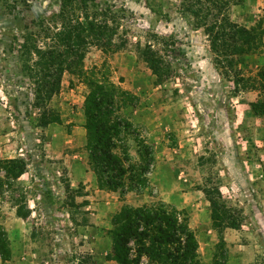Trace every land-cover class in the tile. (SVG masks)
Returning a JSON list of instances; mask_svg holds the SVG:
<instances>
[{
	"label": "rangeland",
	"instance_id": "obj_1",
	"mask_svg": "<svg viewBox=\"0 0 264 264\" xmlns=\"http://www.w3.org/2000/svg\"><path fill=\"white\" fill-rule=\"evenodd\" d=\"M228 14L253 28L250 51L214 52L205 22L186 10L185 0H0V264H77L86 253L100 264L112 248V219L124 204L176 207L181 201L186 215L204 204L217 229L215 217L222 225L230 221L224 206L244 212L239 199L251 196L245 188L239 197L231 191L227 166L235 165L231 156L240 145L255 155L262 148L264 109L250 104L264 101V0H231ZM77 16L118 25L114 40L124 45L116 51L90 45L84 73L65 71L60 91L47 103L55 121L39 127L34 94L52 59L47 52L61 22ZM149 47L164 79L141 55ZM98 83L126 101L117 102L124 105L118 115L131 122L126 141L132 161H138L133 132L153 146L141 193L97 194L96 188L111 190L73 183V168L90 164L86 102ZM11 156L26 164L19 177ZM214 187L220 192L213 194L216 208L205 193ZM18 205L30 210L28 217L17 215ZM238 228L245 232L236 242L252 243L250 251L230 249V240L218 238L208 251L200 249V260L227 264L235 254L247 264H264V249L257 246L262 239L251 237L246 214Z\"/></svg>",
	"mask_w": 264,
	"mask_h": 264
},
{
	"label": "trees",
	"instance_id": "obj_2",
	"mask_svg": "<svg viewBox=\"0 0 264 264\" xmlns=\"http://www.w3.org/2000/svg\"><path fill=\"white\" fill-rule=\"evenodd\" d=\"M230 4L231 0H185L186 10L205 22L214 52L232 55L250 51L256 42V34L253 28L240 25L230 18ZM118 29V25L110 26L108 19L89 16L72 17L61 22L55 35L56 41L47 52L52 58L51 62L44 67V80L38 84L34 94V106L41 110L37 126L46 127L55 121L47 103L60 91L65 71L84 73L83 62L90 45L112 51L124 45L122 42L115 43ZM141 55L154 73L164 79L166 73L162 71L161 62L154 56L152 49L141 50ZM215 61L217 64L221 62L218 56H215ZM234 63L235 60L231 58L229 64L234 66ZM93 90L94 93L86 102L87 148L98 184L123 197L129 191L141 193L148 185L147 175L154 161L153 146L139 131L133 132L138 153V161L133 162L126 141L131 122L118 115L124 105L117 102L126 104V101L119 99V92L106 84H95ZM250 105L253 109H264V101L252 102ZM9 161L17 177L25 172L23 158H11ZM205 193L211 206L216 208L218 202L213 194L220 193L219 189L214 187L205 190ZM24 207L18 205L16 213L25 218L29 216L30 210H24ZM224 209L225 218L230 221L222 225L221 220L215 217L220 243H224L223 230L226 227L238 228L245 216L241 208H231L232 213L227 206ZM233 212L238 218H231ZM112 223L113 227L109 230L112 248L106 254L108 260L114 259L118 264H143V258L146 257L150 264H204L198 255L199 244L189 225L188 215L165 202L137 206L124 204ZM3 248L7 250V247ZM77 264L97 262L91 253H86L79 255ZM214 264L225 262L215 260Z\"/></svg>",
	"mask_w": 264,
	"mask_h": 264
},
{
	"label": "crops",
	"instance_id": "obj_3",
	"mask_svg": "<svg viewBox=\"0 0 264 264\" xmlns=\"http://www.w3.org/2000/svg\"><path fill=\"white\" fill-rule=\"evenodd\" d=\"M247 140L248 139H246V141ZM261 142L262 144L258 145H260V147L262 148L256 150V155L254 154V152H251V150L240 145L239 149H236L235 153H233L231 156V158L235 162V165L230 164L229 166H227V168L229 171L228 175L230 177L229 183L231 191L239 197V195L237 194L238 191L241 190V188H245L244 193L246 194L244 195H247V198L248 195L251 196V198L249 197L247 202L242 201L241 198L239 199V202L243 205L244 212L247 215V219L250 221V225L252 226V232H250L251 237L258 238L260 236L262 242L260 244H257V246L264 249V138ZM12 157L14 156H11V158ZM87 161L89 160L76 165L75 168H73V171L70 173L73 178V183H76L77 186L82 183L85 187V190L95 188L98 184L95 172L90 169V164ZM95 192H97V194L115 193L114 191L108 192L105 189L100 188H96ZM175 206L179 210L186 208V205L181 201L176 203ZM188 217L189 225L195 232L196 238L198 240V252H200V249H205L208 251L209 246H212V244H214L213 241H215V239L217 240L220 237V233L218 229L213 225V221L210 217V214L208 213L207 207L203 204L201 207H198L196 211L190 212ZM244 232L245 231L243 230V228L227 227L225 228V230H223L222 236L225 241H231L228 243L230 249H232L233 247L240 252L241 248H245L250 251L251 247H253L252 243H249L248 245L245 242V244H239L236 242V240H239ZM232 242H236L237 244H232ZM235 246L239 248H235ZM234 255L227 264H247L245 260H240V256ZM100 264H118V262L114 259H106L104 261H101ZM143 264H150L149 260L146 257L143 258ZM208 264H212L211 261L208 262Z\"/></svg>",
	"mask_w": 264,
	"mask_h": 264
}]
</instances>
